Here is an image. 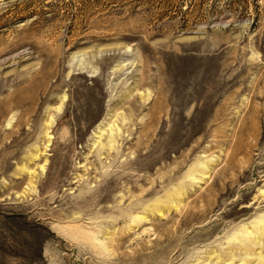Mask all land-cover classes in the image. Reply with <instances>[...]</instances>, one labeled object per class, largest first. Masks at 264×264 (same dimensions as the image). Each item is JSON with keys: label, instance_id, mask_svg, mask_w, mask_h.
I'll return each instance as SVG.
<instances>
[{"label": "rangeland", "instance_id": "374dc122", "mask_svg": "<svg viewBox=\"0 0 264 264\" xmlns=\"http://www.w3.org/2000/svg\"><path fill=\"white\" fill-rule=\"evenodd\" d=\"M0 264H264V0H0Z\"/></svg>", "mask_w": 264, "mask_h": 264}, {"label": "bare ground", "instance_id": "6f19581e", "mask_svg": "<svg viewBox=\"0 0 264 264\" xmlns=\"http://www.w3.org/2000/svg\"><path fill=\"white\" fill-rule=\"evenodd\" d=\"M64 99V98H63ZM47 135V134H46ZM103 135V130L102 129H100L99 131H98V138H100L101 136ZM113 136L111 135V138H110V141H109V144H112L113 143Z\"/></svg>", "mask_w": 264, "mask_h": 264}]
</instances>
